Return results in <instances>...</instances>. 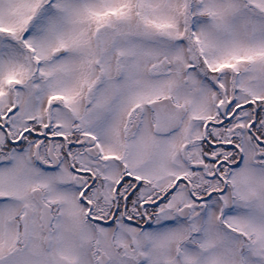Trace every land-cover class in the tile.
I'll return each instance as SVG.
<instances>
[{"label":"snow or ice","instance_id":"obj_1","mask_svg":"<svg viewBox=\"0 0 264 264\" xmlns=\"http://www.w3.org/2000/svg\"><path fill=\"white\" fill-rule=\"evenodd\" d=\"M0 264H264V0H0Z\"/></svg>","mask_w":264,"mask_h":264}]
</instances>
